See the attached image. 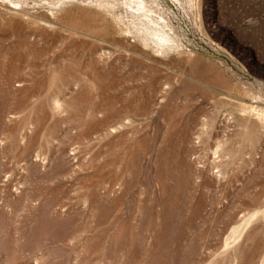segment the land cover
Listing matches in <instances>:
<instances>
[{
  "label": "rangeland",
  "instance_id": "1",
  "mask_svg": "<svg viewBox=\"0 0 264 264\" xmlns=\"http://www.w3.org/2000/svg\"><path fill=\"white\" fill-rule=\"evenodd\" d=\"M0 264H264V0H0Z\"/></svg>",
  "mask_w": 264,
  "mask_h": 264
}]
</instances>
